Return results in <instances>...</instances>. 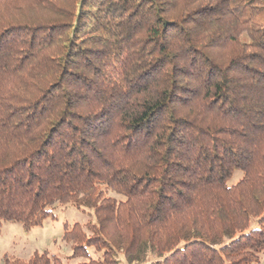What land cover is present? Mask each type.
<instances>
[{"label":"trees","instance_id":"obj_1","mask_svg":"<svg viewBox=\"0 0 264 264\" xmlns=\"http://www.w3.org/2000/svg\"><path fill=\"white\" fill-rule=\"evenodd\" d=\"M30 4L0 20V225L73 205L94 211L64 227L79 264L257 262L264 0Z\"/></svg>","mask_w":264,"mask_h":264},{"label":"rangeland","instance_id":"obj_2","mask_svg":"<svg viewBox=\"0 0 264 264\" xmlns=\"http://www.w3.org/2000/svg\"><path fill=\"white\" fill-rule=\"evenodd\" d=\"M32 0H10L8 2L0 1V20L6 17H14L18 13L23 16H31L38 7L31 10ZM18 5L17 7H15ZM18 8V11H16ZM37 13V12H36ZM242 178V173L236 171L233 177L228 181V185H235ZM116 200L124 197L111 193ZM53 215L46 218L42 225L26 229L22 223L1 222L0 225V264L5 261L21 260L29 262L36 254L47 253L49 256H56L65 264H79L87 260L85 258L70 259L71 244L64 240V227L71 228L74 224L82 226L83 231L90 235L86 225L94 221V211L89 208L78 209L73 205H57L52 211ZM119 264H140L137 262H128L123 255L119 254ZM154 259L149 257L147 260ZM253 264H264V253L260 254L257 262Z\"/></svg>","mask_w":264,"mask_h":264}]
</instances>
